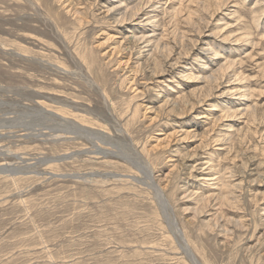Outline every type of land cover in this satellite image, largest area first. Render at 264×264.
Instances as JSON below:
<instances>
[{
  "label": "rangeland",
  "instance_id": "1",
  "mask_svg": "<svg viewBox=\"0 0 264 264\" xmlns=\"http://www.w3.org/2000/svg\"><path fill=\"white\" fill-rule=\"evenodd\" d=\"M0 264H264V0H0Z\"/></svg>",
  "mask_w": 264,
  "mask_h": 264
},
{
  "label": "bare ground",
  "instance_id": "2",
  "mask_svg": "<svg viewBox=\"0 0 264 264\" xmlns=\"http://www.w3.org/2000/svg\"><path fill=\"white\" fill-rule=\"evenodd\" d=\"M177 237H179V239L181 240V248L183 249L184 253L189 257V259L191 260V262L193 264H201L196 257L194 256V254L192 253L191 249L189 248L188 242L185 238V236L182 234V232L180 230H178L177 232Z\"/></svg>",
  "mask_w": 264,
  "mask_h": 264
},
{
  "label": "water",
  "instance_id": "3",
  "mask_svg": "<svg viewBox=\"0 0 264 264\" xmlns=\"http://www.w3.org/2000/svg\"><path fill=\"white\" fill-rule=\"evenodd\" d=\"M5 170L3 168H0V172H4Z\"/></svg>",
  "mask_w": 264,
  "mask_h": 264
}]
</instances>
